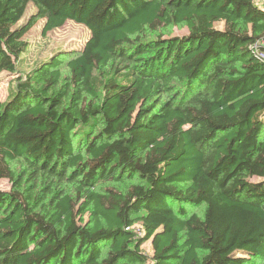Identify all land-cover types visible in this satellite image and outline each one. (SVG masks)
<instances>
[{"label":"trees","instance_id":"trees-1","mask_svg":"<svg viewBox=\"0 0 264 264\" xmlns=\"http://www.w3.org/2000/svg\"><path fill=\"white\" fill-rule=\"evenodd\" d=\"M40 19L89 36L0 101V264H264V4L0 0V73Z\"/></svg>","mask_w":264,"mask_h":264},{"label":"rangeland","instance_id":"rangeland-1","mask_svg":"<svg viewBox=\"0 0 264 264\" xmlns=\"http://www.w3.org/2000/svg\"><path fill=\"white\" fill-rule=\"evenodd\" d=\"M34 10L35 8L29 4L23 19L27 18ZM43 23L44 19L38 20L23 36L28 46L26 52L21 55L20 60L17 62L16 72L0 73V101L5 100L8 89L15 84L17 78L20 76L24 77L25 73L40 60L47 58L50 54L59 50H65L68 56H71L82 47L89 36V31L84 25L77 24L73 21H67L62 27L53 29L45 35H42ZM218 26H221V24H218ZM185 30L183 26L171 25L159 28L158 32L168 35L181 34L185 32ZM66 58L67 57H64L63 60H66ZM9 164L15 175L25 170V164L21 159L10 161ZM183 185L184 184H180V186ZM11 188H13V185L7 179H2L0 181V189L9 190ZM67 188L74 193V188L72 186H67ZM186 209L188 212L194 211L201 215L204 206L187 207ZM142 247L146 252H150V245L148 242L144 243Z\"/></svg>","mask_w":264,"mask_h":264},{"label":"built area","instance_id":"built-area-1","mask_svg":"<svg viewBox=\"0 0 264 264\" xmlns=\"http://www.w3.org/2000/svg\"><path fill=\"white\" fill-rule=\"evenodd\" d=\"M257 2H259V3H262V4H264V0H256ZM264 57V56H263Z\"/></svg>","mask_w":264,"mask_h":264}]
</instances>
